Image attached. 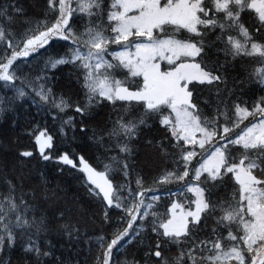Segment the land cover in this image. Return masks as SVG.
Masks as SVG:
<instances>
[{"label": "snow or ice", "instance_id": "1", "mask_svg": "<svg viewBox=\"0 0 264 264\" xmlns=\"http://www.w3.org/2000/svg\"><path fill=\"white\" fill-rule=\"evenodd\" d=\"M24 11L15 0L0 6V43L4 45L0 51V81L16 93L14 99L24 98L29 91L34 93L47 105L53 119L58 113L51 109H71L83 118L89 117L90 109L102 101L117 106L119 110L115 118H110L111 126L106 130L115 143L102 147L106 151L114 147L127 154L119 162L125 176L130 169L127 161L132 154L131 141L152 117L170 134L171 143L162 144L161 149H171L175 156V168L157 183L184 181L190 176L191 161L200 156L191 167V180L173 194L184 196L187 192L194 199L173 201L164 219L149 221L156 242L145 254L155 257V264H264V96L248 105L237 93L236 99L226 103L228 92L220 95V86L227 83L223 74L226 65L209 67L207 63V50L214 47L226 63L255 58L252 62L261 67L249 73V79L264 87V0H110L107 7L104 0H47L46 14L52 16L51 21L43 27L30 28V34L16 42L11 25ZM82 17L87 19L83 30H79L76 24ZM180 31L191 36L177 38L174 33ZM56 39L70 45V55H51L34 79L17 75L20 65L12 66L19 57L38 53ZM112 44L121 45L124 50H109ZM109 56L111 60L106 58ZM59 65H74L82 70L83 100L53 93L49 73ZM113 70H126L127 77L140 79H117ZM193 82L215 86L218 103L212 101V115H205L200 102L193 100L196 88H189ZM12 103L10 100L8 107ZM3 104L0 100V111L5 110ZM128 106L130 111H126ZM248 117L253 118L250 123L234 132ZM76 119L73 115L62 118L59 131L70 141L75 137L68 136L65 127L74 133ZM79 125L84 132L82 119ZM103 138L95 137L97 143ZM52 139L46 130L36 137L40 156L46 161L53 158L45 152L52 147ZM19 155L32 157L33 153L22 151ZM58 162L85 174L94 186L88 191L106 202L105 222L111 219L108 209L123 213L120 220L125 227L111 239L99 237L94 258V264H118L113 259V249L119 252L127 244L139 243L137 237L143 224L136 229L133 224L158 215L149 211L153 204L146 201L159 200L160 196L146 195L151 189L143 188L139 178L136 191L120 184L114 187L106 174L110 166L97 171L82 155L77 163L64 153ZM228 181L234 185L231 196L216 198L215 191ZM24 182L23 174L9 178L0 172V264H11L7 250L16 247L18 241L26 254L24 264H45L44 258L53 255L51 241H47V249H42L40 240L57 224L67 240L79 239L75 225L61 223L58 218L51 220L45 214L39 197L26 190ZM121 192L127 195L121 196ZM170 245L175 246L174 257L166 252ZM57 261L58 258L48 264ZM124 264L137 262L125 260Z\"/></svg>", "mask_w": 264, "mask_h": 264}, {"label": "trees", "instance_id": "2", "mask_svg": "<svg viewBox=\"0 0 264 264\" xmlns=\"http://www.w3.org/2000/svg\"><path fill=\"white\" fill-rule=\"evenodd\" d=\"M15 2L25 10L24 15L18 16L11 25L10 31L16 42H19L26 34H30V28L43 27L52 19L51 15L46 14L47 0H15ZM8 3L9 0H0V6H7ZM104 3L107 7L110 0H104ZM73 18H76L75 14ZM86 19V17H82L76 24V28L83 30ZM105 34L109 35L107 32ZM111 35H114V33ZM174 35L177 38L191 36L186 31L176 32ZM214 35L215 33H213ZM213 36H210L209 39H212ZM131 39L128 42L129 44ZM3 48V43H0V51ZM121 48V45H109V50ZM69 49L70 45L67 42L56 39L46 45L45 48L40 49L38 53L30 54L26 58L19 57L12 67L14 68L19 64L17 75L34 79L38 74H41L51 55L63 53L70 55ZM82 50L86 51V49ZM8 51L11 52V49H8ZM107 58L112 59L110 56ZM254 59L238 58L235 61L226 63L224 56L215 47L207 50L209 67L219 64L226 65L223 74L226 76L227 83L220 86V95H223L226 91L228 92L226 103L236 99L237 93L240 99L245 100L248 105L264 96V87L257 84L254 79H249V73L261 67V65L252 62ZM113 71L115 77L121 80L128 78L132 81H138L140 79L139 77H127L126 70ZM49 75L52 77L50 83L53 93H59L66 98L83 100L82 70L76 69L74 65H59ZM242 81L243 83H241ZM16 83L19 85V81ZM0 85H3L0 87V100L4 101L2 107L5 109L0 111V172H3L4 176L9 178L23 174L25 176V189L39 197L38 202L42 205L45 214L51 220L58 218L61 223L67 222L75 225L79 230V239L71 242L61 234L58 224L54 225L46 236L41 237V248L47 249L49 247L47 241H51L53 253L52 256L44 258L45 264L56 258H58L57 264H59V261H64L65 264H75V262H78V264H94L99 237L103 236L106 240L111 239L116 231L125 227L123 221L120 220L123 215L120 209H108L111 219L108 222L104 221L103 213L106 202L88 191L89 187L94 186L89 184L84 173L58 162V158L64 153H68L70 158L76 159L77 163L78 157L82 155L97 171H105V165H109L110 170L106 174L112 180L114 187L116 184H120L136 191L140 187L136 184V180L139 178L142 180L143 188L151 189V192H147L146 195L156 193L160 196L159 200L146 201V203L153 204V208L149 211H155L158 215L156 217L149 216L144 221L138 219L133 224V229H136L138 224H143L140 229L141 235L137 237L139 243L127 244L120 248L119 252L115 248L113 249V259L118 264H124L125 260H135L137 264H155L156 258L145 254L146 249L149 247L154 248L156 242V234L151 232L148 227L149 221L164 219L173 201L184 202L185 199H194V196L187 192L184 196L173 194L178 189L183 190L184 184L191 180V167L196 165L200 156L198 155L191 161L189 166L190 176L185 178L184 181L157 183V180L166 172L175 168V156L171 149H161L162 144L168 145L171 143L170 134L159 124L156 117H152L148 121V126H141L137 136L131 141L132 154L127 161L130 164V169L127 176H125L120 171L119 162L127 154L120 153L114 147L111 151H106L102 147V145L115 143L114 138L107 136L106 130L111 126L112 121L110 118H115L119 110L117 106L110 104L108 101H102V103L90 109L91 115L89 117L83 118L71 109L65 112L51 109L52 113H58L56 119H53L47 105L40 102V98L34 93L29 91V95L24 98L14 99L16 93L5 85V82L0 81ZM193 86L196 88L193 93V100L200 102V110L205 115H212L215 107L212 101L218 103L217 93L213 90L215 86L199 85L193 82L192 85H189V88L191 89ZM10 100L13 103L11 107H8ZM205 101L208 103H204ZM122 103L117 102V105ZM136 108L138 109L139 105H136ZM130 110L131 106H128L126 111ZM225 111H228V109H225ZM69 115L77 118L74 121L77 123L74 133L68 132L67 127H65L68 136L74 135L75 137L71 141L59 131L62 118ZM81 119L86 129L84 132L80 131L79 121ZM252 119V117H248L239 128L234 129V132H239ZM45 130L53 137L52 147L47 152L53 158L47 161L40 156L36 142L39 132ZM101 135L104 138L97 143L95 137ZM22 151H31L33 156L20 157L19 154ZM197 151L200 152L201 150L197 148ZM114 156L116 157L115 160L112 159ZM21 169H23V172H21ZM192 183L196 184L198 182L192 181ZM233 187V183L228 181L222 189L215 191L214 196L220 200L230 197ZM113 194L116 195L115 192ZM120 195L126 196L127 193L121 192ZM141 210L143 211V209ZM209 225L211 227V221ZM123 243L121 241V244ZM7 251L9 252L11 264H24L26 254L22 251L20 241H18L16 247ZM166 252L169 256L174 257L176 255L175 246H168ZM29 264H34V261H29Z\"/></svg>", "mask_w": 264, "mask_h": 264}, {"label": "rangeland", "instance_id": "3", "mask_svg": "<svg viewBox=\"0 0 264 264\" xmlns=\"http://www.w3.org/2000/svg\"><path fill=\"white\" fill-rule=\"evenodd\" d=\"M75 7V6H74ZM118 50H124L123 48H121V49H118ZM132 51H134V48L132 49ZM107 58V57H106ZM108 59V58H107ZM117 79H119V78H117ZM174 115V114H173ZM47 135H49L48 133H47ZM197 135V139H199L200 138V134L199 133H197L196 134ZM43 139H46V137H44V138H42V140ZM52 143V142H51ZM209 145H207L206 144V147H208ZM39 148H40V146H39V144H38V151H39ZM48 149H50V148H46L45 149V152L47 153L48 152ZM193 208H194V205L192 206Z\"/></svg>", "mask_w": 264, "mask_h": 264}]
</instances>
